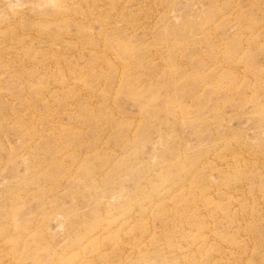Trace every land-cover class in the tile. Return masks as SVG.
<instances>
[{
    "label": "rangeland",
    "instance_id": "obj_1",
    "mask_svg": "<svg viewBox=\"0 0 264 264\" xmlns=\"http://www.w3.org/2000/svg\"><path fill=\"white\" fill-rule=\"evenodd\" d=\"M0 264H264V0H0Z\"/></svg>",
    "mask_w": 264,
    "mask_h": 264
}]
</instances>
